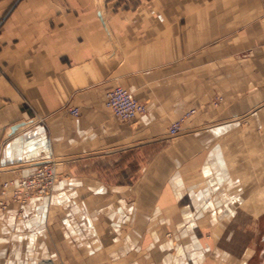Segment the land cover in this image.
<instances>
[{"label": "crops", "instance_id": "0c3cea01", "mask_svg": "<svg viewBox=\"0 0 264 264\" xmlns=\"http://www.w3.org/2000/svg\"><path fill=\"white\" fill-rule=\"evenodd\" d=\"M49 159L0 264H264V0H0V185Z\"/></svg>", "mask_w": 264, "mask_h": 264}, {"label": "built area", "instance_id": "2783aa9c", "mask_svg": "<svg viewBox=\"0 0 264 264\" xmlns=\"http://www.w3.org/2000/svg\"><path fill=\"white\" fill-rule=\"evenodd\" d=\"M222 99L218 97L214 105ZM104 107L112 117L119 122H131L138 116L144 115L146 107L143 103L133 98L126 89L117 86L108 91L104 99ZM68 114L77 117V108L68 110ZM194 114L190 111L181 119L174 121L168 128V135L175 136L180 130L182 121ZM58 165L49 159L38 163L33 171L23 177H18L0 185V211L4 210L9 202L21 207L33 197H47L58 180Z\"/></svg>", "mask_w": 264, "mask_h": 264}, {"label": "rangeland", "instance_id": "374dc122", "mask_svg": "<svg viewBox=\"0 0 264 264\" xmlns=\"http://www.w3.org/2000/svg\"><path fill=\"white\" fill-rule=\"evenodd\" d=\"M124 88V87H123ZM125 89V88H124ZM127 90V89H126ZM127 92H128V90H127ZM129 93V92H128ZM130 94V93H129ZM131 95V94H130ZM132 96V95H131ZM133 97V96H132ZM134 98V97H133ZM58 172H59V167H58Z\"/></svg>", "mask_w": 264, "mask_h": 264}]
</instances>
